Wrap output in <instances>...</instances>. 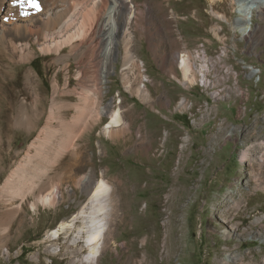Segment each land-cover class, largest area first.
<instances>
[{
	"label": "rangeland",
	"instance_id": "obj_1",
	"mask_svg": "<svg viewBox=\"0 0 264 264\" xmlns=\"http://www.w3.org/2000/svg\"><path fill=\"white\" fill-rule=\"evenodd\" d=\"M122 1L127 47L104 22L110 0H36L4 23L26 58L0 54V264H86L76 228L51 230L82 208L89 174L118 200L117 230L89 264L263 262L264 7L243 37L238 0ZM30 157L24 183L15 173Z\"/></svg>",
	"mask_w": 264,
	"mask_h": 264
},
{
	"label": "bare ground",
	"instance_id": "obj_2",
	"mask_svg": "<svg viewBox=\"0 0 264 264\" xmlns=\"http://www.w3.org/2000/svg\"><path fill=\"white\" fill-rule=\"evenodd\" d=\"M106 3H108L107 0H106ZM122 4H123L122 0H110L109 5L106 4V10L104 11L103 18H104V22H106V25H108V27L110 29V34H113L114 36L122 34L123 38L126 39L124 41V44L127 47L129 45V38H128V33H127L128 25L124 24L121 27H119L118 22L114 17L116 15V12H118L120 9L124 8ZM29 5H30V3H27V5H25V3L20 4L17 2V0H1V3H0V54L1 55L4 53L6 56L8 53L7 50H9V48H10L13 52L14 51L18 52L17 54H15L16 57L18 58V60H23L24 58H26V57H24L25 48H24V52H23V47L22 46L19 47L20 45H16L13 42L12 38L9 37L11 34L9 35V31L6 30L4 23H6V22L12 23V21H14L13 19L16 17V15L18 13H23ZM235 5H237L235 7L237 17L235 19L236 22H234V23L237 25L236 26L237 31L244 37V36H247L250 33V31H252V21L251 20H252L253 8L260 7L263 9L264 0H238ZM63 8L62 7L55 8V11L56 12L60 11V13H62V14L66 13V15H67V13H68L67 9H65V8L63 9ZM49 16H50V13L47 14V17H49ZM85 16L87 19H89V17H90L89 13H86ZM89 21H90V19H89ZM240 22L243 23L242 24L243 27H241V28L238 27V24ZM64 24H65V28L67 29L71 25V19L66 21V23H64ZM13 28L17 32L16 25H14ZM86 30L87 29H85V28L82 29V31H81L82 35H84ZM17 35H18V33H17ZM116 43H117V40H115L114 38L110 39L108 41L106 53H108L110 49L115 47ZM55 45H57V44L55 43ZM182 55H184V54H182ZM187 58L183 57L181 59L182 68H183V72H184L185 77L187 76V74H189V71H190V66H189V63L187 61ZM202 58H203V60H206L204 55L202 56ZM204 64H206V63H204ZM201 69L203 70V68H201ZM250 69L254 73L257 72V70H254L252 68H250ZM103 70L105 72V73H103V75H105L106 74V65H104ZM203 76H205V75L203 74ZM24 79H25V82L27 84H29L32 80L31 74H29L28 72H25L24 73ZM22 104L21 103L19 104L18 111L24 110L25 106ZM18 111H17V115L15 116L14 122L16 125H24V123L26 121H23L24 123L21 121L22 119H21L20 113ZM118 121H119V119H118L117 112H116L113 119L109 122V124L107 126H105V131H104L105 134H109L110 133L109 127L116 126ZM52 132H54V131H52ZM51 137H52V135L48 136V139L50 140ZM43 143L44 142L41 141V143H39V145L37 144L38 146L36 145V153L34 154V156H32L34 159H36V157H37V160L44 159L43 158L44 154H43V150H42ZM32 157H30L29 160L24 162L25 167H23L21 169L19 168L16 170L15 175L19 181L24 182L23 179L30 176L29 172H28L29 174H26V170H27V167L29 166V164L32 162L31 161ZM243 157H244V154L242 155V158ZM75 162L76 161H71L69 166L75 165ZM35 168H37V166H35ZM38 171H37V169H34L33 176L39 178L38 177L39 176ZM31 177L32 176H30V178ZM28 180H29V178H28ZM81 184H82V186H84V188L89 189L88 199L86 200V202L84 203L82 208L76 214H74V216L71 219L63 220L57 225V227L53 228L51 230V234L58 237L59 234L61 233V231L76 228V232H75L76 238H79L81 240L83 239V241H85L86 246L89 249V253L86 256H84L83 258H81L80 261L84 262L86 264H89V263H92L95 261V259H96L95 257L97 255H99L100 251L102 250V248L104 246V239L106 238V236H109L112 233L113 229L111 228V223L114 221V219H116V216L118 214V212H117L118 200L116 199V196L113 194V192L111 190V186L108 184V182L106 181V179L104 178L103 175L96 178L95 180L92 178L91 174L86 175L82 179ZM52 193H54L53 195H55V196L57 195V197L59 196V191L57 188H55ZM245 197H247V196L244 195V198ZM39 201L41 203L45 204V203L49 202V198H48V196H41L39 198ZM219 205H221V203ZM219 205L216 206L215 212L216 213L219 212L222 215V217L225 220H227L226 218L228 216V214H227L228 211L223 214L222 211L219 209L220 208ZM32 206H33V204H32ZM239 207L241 208L242 206H239ZM244 208L245 207H243V209ZM77 220H80L81 224L78 227H75V223ZM226 222L234 224L233 221H231V220H227ZM260 222H263V220H260ZM114 230H117V227ZM167 244H168V237L165 238V241L163 243L164 248L167 247ZM164 255L165 256H164L163 260L165 259L166 256L169 258L171 257L170 253H168V252ZM247 257L248 256L245 254V256H242L240 261L244 262L247 259ZM128 261H130V260H128ZM128 264H130V263H128ZM141 264H150L149 259L147 257H144L141 260ZM245 264H264V261L259 262L257 259H253V261H250V262L245 263Z\"/></svg>",
	"mask_w": 264,
	"mask_h": 264
},
{
	"label": "snow or ice",
	"instance_id": "obj_3",
	"mask_svg": "<svg viewBox=\"0 0 264 264\" xmlns=\"http://www.w3.org/2000/svg\"><path fill=\"white\" fill-rule=\"evenodd\" d=\"M18 3H30V5L34 8H39V5L36 3V0H17Z\"/></svg>",
	"mask_w": 264,
	"mask_h": 264
},
{
	"label": "trees",
	"instance_id": "obj_4",
	"mask_svg": "<svg viewBox=\"0 0 264 264\" xmlns=\"http://www.w3.org/2000/svg\"><path fill=\"white\" fill-rule=\"evenodd\" d=\"M32 65L37 71H40L39 66L35 63V60L32 61Z\"/></svg>",
	"mask_w": 264,
	"mask_h": 264
},
{
	"label": "built area",
	"instance_id": "obj_5",
	"mask_svg": "<svg viewBox=\"0 0 264 264\" xmlns=\"http://www.w3.org/2000/svg\"><path fill=\"white\" fill-rule=\"evenodd\" d=\"M233 10H234V12H235V17H237V14H236V11H235V9H233ZM259 13H260V12H258V13H257V15H258Z\"/></svg>",
	"mask_w": 264,
	"mask_h": 264
}]
</instances>
